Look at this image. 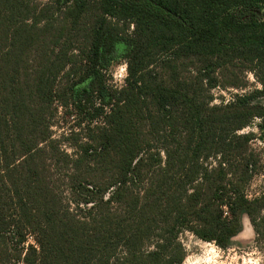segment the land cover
Wrapping results in <instances>:
<instances>
[{"label": "trees", "instance_id": "trees-1", "mask_svg": "<svg viewBox=\"0 0 264 264\" xmlns=\"http://www.w3.org/2000/svg\"><path fill=\"white\" fill-rule=\"evenodd\" d=\"M226 67L262 89L211 105ZM261 97L264 0H0V264H183L186 232L229 247L264 212L242 133Z\"/></svg>", "mask_w": 264, "mask_h": 264}, {"label": "rangeland", "instance_id": "rangeland-1", "mask_svg": "<svg viewBox=\"0 0 264 264\" xmlns=\"http://www.w3.org/2000/svg\"><path fill=\"white\" fill-rule=\"evenodd\" d=\"M129 28L132 31L134 27L130 25ZM125 51V45H119L109 69V82L114 87L123 86L129 75ZM234 76L242 78L245 85L241 87L223 86ZM217 77L218 86L211 90L213 98L211 105H226L232 102L237 95L262 89L261 83L250 70L242 71L239 68L226 67L217 72ZM259 100L264 103V97ZM260 123V119H255L242 131V133L252 135L251 148L261 159V167L247 188L250 198H264V130L260 128ZM255 217L256 221L253 216L244 215L242 232L232 239V244L227 248H221L214 242L200 240L191 233H184L181 238L187 248V256L183 264H264V227L260 222L264 221V212L255 213ZM259 222L261 223L260 231L257 234L255 224Z\"/></svg>", "mask_w": 264, "mask_h": 264}]
</instances>
